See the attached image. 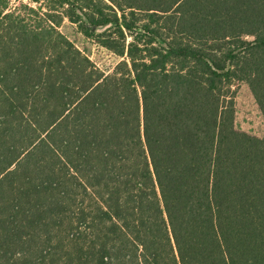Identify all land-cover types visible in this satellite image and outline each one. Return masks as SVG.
Listing matches in <instances>:
<instances>
[{
    "label": "trees",
    "instance_id": "trees-1",
    "mask_svg": "<svg viewBox=\"0 0 264 264\" xmlns=\"http://www.w3.org/2000/svg\"><path fill=\"white\" fill-rule=\"evenodd\" d=\"M11 1L0 264H264V133L236 130L231 89L264 122V0Z\"/></svg>",
    "mask_w": 264,
    "mask_h": 264
},
{
    "label": "rangeland",
    "instance_id": "rangeland-1",
    "mask_svg": "<svg viewBox=\"0 0 264 264\" xmlns=\"http://www.w3.org/2000/svg\"><path fill=\"white\" fill-rule=\"evenodd\" d=\"M40 3L44 0H38ZM18 2L32 3V0H12L11 5ZM59 30L63 33L74 46L87 56L99 69L104 72L110 71L119 59L109 51L101 48L93 41L84 38L75 29V26L64 21ZM99 31V29H98ZM234 91L235 102V128L236 130L245 132L249 135L261 137L264 133V122L260 111L255 104L248 87L245 83H238L231 88Z\"/></svg>",
    "mask_w": 264,
    "mask_h": 264
},
{
    "label": "water",
    "instance_id": "water-1",
    "mask_svg": "<svg viewBox=\"0 0 264 264\" xmlns=\"http://www.w3.org/2000/svg\"><path fill=\"white\" fill-rule=\"evenodd\" d=\"M103 28H99V31L102 30Z\"/></svg>",
    "mask_w": 264,
    "mask_h": 264
}]
</instances>
